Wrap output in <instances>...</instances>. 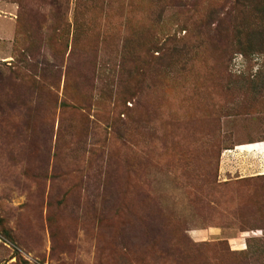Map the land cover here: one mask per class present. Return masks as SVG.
I'll return each mask as SVG.
<instances>
[{
    "label": "rangeland",
    "instance_id": "obj_1",
    "mask_svg": "<svg viewBox=\"0 0 264 264\" xmlns=\"http://www.w3.org/2000/svg\"><path fill=\"white\" fill-rule=\"evenodd\" d=\"M264 0H0V264H264Z\"/></svg>",
    "mask_w": 264,
    "mask_h": 264
},
{
    "label": "crops",
    "instance_id": "obj_2",
    "mask_svg": "<svg viewBox=\"0 0 264 264\" xmlns=\"http://www.w3.org/2000/svg\"><path fill=\"white\" fill-rule=\"evenodd\" d=\"M258 145L259 146L257 147L255 144H252V145L244 146L243 148H248V147L251 148L252 147V149H254L255 147L256 148H259L260 147L261 149H264V142L263 143H259Z\"/></svg>",
    "mask_w": 264,
    "mask_h": 264
}]
</instances>
